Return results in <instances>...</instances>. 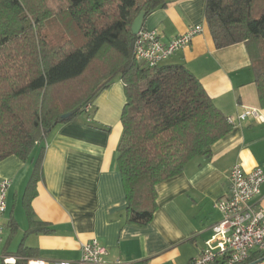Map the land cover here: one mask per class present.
<instances>
[{
    "label": "trees",
    "instance_id": "1",
    "mask_svg": "<svg viewBox=\"0 0 264 264\" xmlns=\"http://www.w3.org/2000/svg\"><path fill=\"white\" fill-rule=\"evenodd\" d=\"M169 0H0V162L39 153L29 185L42 169L40 145L60 123L77 119L116 78L124 83L123 131L117 163L127 220L145 225L157 210V185L180 174L233 127L200 79L183 63L150 67L133 53L132 24ZM255 0H207L217 48L245 43L264 107V11ZM58 27L50 35L46 30ZM29 186V187H30ZM31 219L28 233L52 232ZM33 248L24 243L19 254ZM263 254L252 256L247 264ZM17 261V264H23Z\"/></svg>",
    "mask_w": 264,
    "mask_h": 264
},
{
    "label": "crops",
    "instance_id": "2",
    "mask_svg": "<svg viewBox=\"0 0 264 264\" xmlns=\"http://www.w3.org/2000/svg\"><path fill=\"white\" fill-rule=\"evenodd\" d=\"M206 1L169 0L145 17L143 27L158 30L168 43L193 26H203L167 63H183L200 79L217 107L232 118L231 131L211 146L209 155L196 156L180 174L157 185L152 221L130 223L117 163L126 97L123 81L116 78L77 119L48 133L40 144L45 147L41 173L32 187L39 147L28 160L12 155L0 162V182L11 179L1 256L14 257L16 264L29 258L77 260L81 243L92 238L106 247L108 261L127 264H190L201 254L213 225L223 217L214 204L228 193L232 166L264 170V107L253 61L243 42L216 47ZM247 108L260 109L262 118L240 121L238 114ZM256 204L264 207V183ZM31 219L47 222L53 231L25 235ZM22 243L33 248L29 256L19 254ZM257 254L263 253L252 256ZM250 264H264V257Z\"/></svg>",
    "mask_w": 264,
    "mask_h": 264
},
{
    "label": "built area",
    "instance_id": "3",
    "mask_svg": "<svg viewBox=\"0 0 264 264\" xmlns=\"http://www.w3.org/2000/svg\"><path fill=\"white\" fill-rule=\"evenodd\" d=\"M202 31L203 26L196 25L165 43L158 30L143 27L135 40L134 56L150 67L164 64ZM89 107L90 104L85 109ZM237 117L240 121L248 117L261 119L262 114L258 108H247ZM229 119L233 124L232 118ZM228 181V193L214 204L223 217L213 225L211 238L205 242L201 254L190 264H247L254 252L264 253V207L256 204L264 183L263 168L257 166L247 170L241 163H236L229 172ZM10 185V178H4L0 182V244L5 230L3 217L7 209ZM80 249L81 255L77 260L29 258L25 264H127L121 260L108 261V251L97 238L82 242ZM0 264H16V259L0 255Z\"/></svg>",
    "mask_w": 264,
    "mask_h": 264
},
{
    "label": "rangeland",
    "instance_id": "4",
    "mask_svg": "<svg viewBox=\"0 0 264 264\" xmlns=\"http://www.w3.org/2000/svg\"><path fill=\"white\" fill-rule=\"evenodd\" d=\"M264 11V0H255L254 3V9H253V15L254 16H259L262 12ZM50 35H55L57 32H59L58 27L50 28L46 30ZM37 147L35 148L34 155L37 154ZM23 210V209H22ZM24 218L26 220V216L24 214Z\"/></svg>",
    "mask_w": 264,
    "mask_h": 264
},
{
    "label": "water",
    "instance_id": "5",
    "mask_svg": "<svg viewBox=\"0 0 264 264\" xmlns=\"http://www.w3.org/2000/svg\"><path fill=\"white\" fill-rule=\"evenodd\" d=\"M145 11H142L140 15L135 19V21L132 24V31L134 34H138L139 31L143 28V23L145 19Z\"/></svg>",
    "mask_w": 264,
    "mask_h": 264
}]
</instances>
